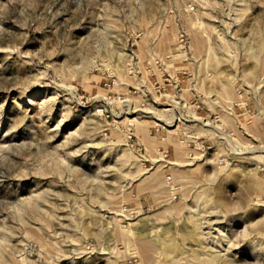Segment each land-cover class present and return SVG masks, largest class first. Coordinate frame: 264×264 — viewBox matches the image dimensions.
Returning <instances> with one entry per match:
<instances>
[{"label":"rangeland","instance_id":"obj_1","mask_svg":"<svg viewBox=\"0 0 264 264\" xmlns=\"http://www.w3.org/2000/svg\"><path fill=\"white\" fill-rule=\"evenodd\" d=\"M223 263L264 264V0H0V264Z\"/></svg>","mask_w":264,"mask_h":264},{"label":"bare ground","instance_id":"obj_2","mask_svg":"<svg viewBox=\"0 0 264 264\" xmlns=\"http://www.w3.org/2000/svg\"><path fill=\"white\" fill-rule=\"evenodd\" d=\"M123 226V225H122ZM121 228V227H120ZM120 229L118 230V233H119ZM124 232L120 231L119 234H123ZM127 233V231H126ZM140 238V237H139ZM152 241V240H151ZM151 241H148V240H144V239H138V244H139V250H140V253H141V256H142V259L144 260L147 256V250L148 249H151L152 246H154L156 244V241L155 243H152ZM206 247V246H205ZM167 248V247H166ZM168 250H171V247L169 246L167 248ZM207 249V248H206ZM165 250V249H164ZM174 250V249H173ZM172 251V250H171ZM169 252V251H168ZM223 256V255H222ZM149 257V256H148ZM224 264V263H223Z\"/></svg>","mask_w":264,"mask_h":264}]
</instances>
